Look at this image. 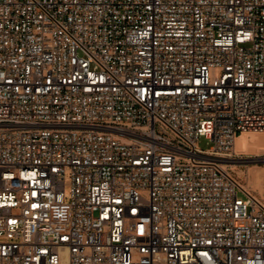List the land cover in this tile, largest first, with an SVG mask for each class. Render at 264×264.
<instances>
[{"label": "built area", "instance_id": "1", "mask_svg": "<svg viewBox=\"0 0 264 264\" xmlns=\"http://www.w3.org/2000/svg\"><path fill=\"white\" fill-rule=\"evenodd\" d=\"M244 133L264 0H0V264H264Z\"/></svg>", "mask_w": 264, "mask_h": 264}, {"label": "rangeland", "instance_id": "2", "mask_svg": "<svg viewBox=\"0 0 264 264\" xmlns=\"http://www.w3.org/2000/svg\"><path fill=\"white\" fill-rule=\"evenodd\" d=\"M257 134H262L256 135V138H262L264 142V133ZM210 146L208 140L200 139L201 150H207ZM228 167L241 184L248 185L254 195L264 201V144L240 150L238 143L236 152L228 160ZM239 196L244 199L242 195Z\"/></svg>", "mask_w": 264, "mask_h": 264}, {"label": "bare ground", "instance_id": "3", "mask_svg": "<svg viewBox=\"0 0 264 264\" xmlns=\"http://www.w3.org/2000/svg\"><path fill=\"white\" fill-rule=\"evenodd\" d=\"M256 135H262L257 133H244L242 134L236 141L234 152L237 150V145L239 143L240 150H246L249 149L250 146H257L264 144L263 139H257ZM263 137V136H262ZM246 190H249L250 193L254 195V193L249 189L248 185L241 184Z\"/></svg>", "mask_w": 264, "mask_h": 264}]
</instances>
